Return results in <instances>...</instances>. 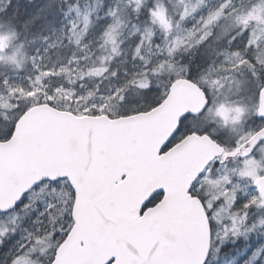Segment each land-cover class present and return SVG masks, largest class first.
<instances>
[{
    "label": "snow or ice",
    "instance_id": "snow-or-ice-1",
    "mask_svg": "<svg viewBox=\"0 0 264 264\" xmlns=\"http://www.w3.org/2000/svg\"><path fill=\"white\" fill-rule=\"evenodd\" d=\"M0 264H264V0H0Z\"/></svg>",
    "mask_w": 264,
    "mask_h": 264
}]
</instances>
